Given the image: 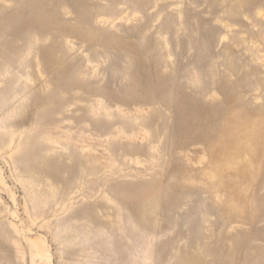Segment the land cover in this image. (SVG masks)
I'll use <instances>...</instances> for the list:
<instances>
[{"label": "rangeland", "instance_id": "1", "mask_svg": "<svg viewBox=\"0 0 264 264\" xmlns=\"http://www.w3.org/2000/svg\"><path fill=\"white\" fill-rule=\"evenodd\" d=\"M0 264H264V0H0Z\"/></svg>", "mask_w": 264, "mask_h": 264}]
</instances>
